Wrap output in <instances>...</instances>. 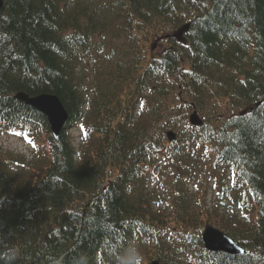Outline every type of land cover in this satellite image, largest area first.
<instances>
[{"label":"trees","instance_id":"trees-1","mask_svg":"<svg viewBox=\"0 0 264 264\" xmlns=\"http://www.w3.org/2000/svg\"><path fill=\"white\" fill-rule=\"evenodd\" d=\"M19 91L59 97L57 138ZM10 125L34 150L0 147V264H264V0H3ZM206 223L246 252L205 250Z\"/></svg>","mask_w":264,"mask_h":264},{"label":"water","instance_id":"water-1","mask_svg":"<svg viewBox=\"0 0 264 264\" xmlns=\"http://www.w3.org/2000/svg\"><path fill=\"white\" fill-rule=\"evenodd\" d=\"M1 5L2 1L0 0V7ZM187 27L188 24L183 25L173 33V36H178V39L181 40V34L186 31ZM18 96L23 101H26L27 103L42 110L48 117L53 134L57 135L67 117L66 112L64 111V108L59 99L56 96L49 94H41L36 97H27V95L25 94H19ZM190 121L193 124H200V121L198 120L195 113L191 114ZM169 137L172 138L173 136L169 135ZM201 239L204 247L210 251L216 250L226 253L244 252V250L240 246H238L230 237L211 225L205 226L201 234ZM151 264H159V262L154 260L151 262Z\"/></svg>","mask_w":264,"mask_h":264},{"label":"rangeland","instance_id":"rangeland-1","mask_svg":"<svg viewBox=\"0 0 264 264\" xmlns=\"http://www.w3.org/2000/svg\"><path fill=\"white\" fill-rule=\"evenodd\" d=\"M80 134V130L78 129V127L72 129V135L73 137H75V139H77L79 137ZM4 142L6 144V146H10L12 148H16L18 150H21L23 152H25L27 155L33 153V151H31L29 149L30 144H26V141H24L20 136L15 135V134H10L8 136L4 137ZM29 146V147H28ZM212 195V192L209 191V196ZM212 197V196H211Z\"/></svg>","mask_w":264,"mask_h":264}]
</instances>
